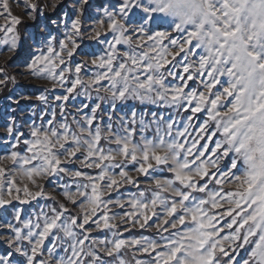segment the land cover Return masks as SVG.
<instances>
[{
	"label": "snow or ice",
	"instance_id": "snow-or-ice-1",
	"mask_svg": "<svg viewBox=\"0 0 264 264\" xmlns=\"http://www.w3.org/2000/svg\"><path fill=\"white\" fill-rule=\"evenodd\" d=\"M91 8L0 0L5 66L39 30L20 99L48 108L3 129L0 264H264V0Z\"/></svg>",
	"mask_w": 264,
	"mask_h": 264
},
{
	"label": "rangeland",
	"instance_id": "rangeland-1",
	"mask_svg": "<svg viewBox=\"0 0 264 264\" xmlns=\"http://www.w3.org/2000/svg\"><path fill=\"white\" fill-rule=\"evenodd\" d=\"M114 2L115 0H90L92 8L88 12L89 17L99 15L100 13L97 10L101 6H106L107 4ZM12 9L17 15H20L23 12L22 8L16 7L15 2H12ZM67 10L70 11V9ZM0 23H3V21L0 20ZM49 27L55 32L54 25L49 24ZM85 27H90V22L89 24H86ZM20 33V47L12 59L8 61L6 66L3 64V58L0 57V66L6 67L8 75L16 77L15 84L9 83L7 87L0 86V140L5 137V133L3 132L4 127L13 123L16 129L23 131L25 136H27L33 123L39 125L42 122V112L48 111V108L45 105L35 99H20L21 96L34 97L39 95L46 87L45 82L29 77L25 67L33 52L32 34H35L38 37L40 35L39 30L32 24V22L28 21L20 26ZM84 43L88 46L86 49L87 51L99 52L104 47V45L97 44L95 41L85 40ZM75 59L79 60L80 58L75 57ZM56 91L59 92L61 90L57 89ZM16 101H19V103ZM48 118L49 117L47 116L44 117L45 120ZM2 147L3 145L0 144V149H2ZM0 154H3L2 151H0ZM34 204L35 202H33V205H19L16 203V207L24 209L25 215H27L29 210H38L34 209ZM7 207V211L0 209V221H3L4 219L11 220L13 215L12 206ZM0 251H2V249H0Z\"/></svg>",
	"mask_w": 264,
	"mask_h": 264
}]
</instances>
